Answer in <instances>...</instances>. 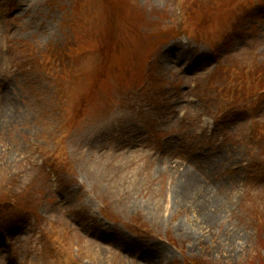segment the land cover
Masks as SVG:
<instances>
[{"label": "rangeland", "instance_id": "1", "mask_svg": "<svg viewBox=\"0 0 264 264\" xmlns=\"http://www.w3.org/2000/svg\"><path fill=\"white\" fill-rule=\"evenodd\" d=\"M0 264H264V0H0Z\"/></svg>", "mask_w": 264, "mask_h": 264}, {"label": "bare ground", "instance_id": "2", "mask_svg": "<svg viewBox=\"0 0 264 264\" xmlns=\"http://www.w3.org/2000/svg\"><path fill=\"white\" fill-rule=\"evenodd\" d=\"M182 180H183V183L182 184H180L181 185V189H177V191H176V194L179 196L180 195V198H184V196H185V191H187V189L188 190H194L195 189V187L200 191L201 189L203 190V186H201L200 184H199V187H197V185H198V183L197 184H195V182H194V179H193V177L191 176V175H189V174H183V178H182ZM200 188V189H199ZM204 197H205V195H204ZM185 198H186V196H185ZM207 208V207H206ZM219 208H216L215 210L217 211ZM206 210H208V209H206ZM214 217H216V214L215 213H213V218ZM207 219H209V220H212L211 219V215L207 218Z\"/></svg>", "mask_w": 264, "mask_h": 264}]
</instances>
